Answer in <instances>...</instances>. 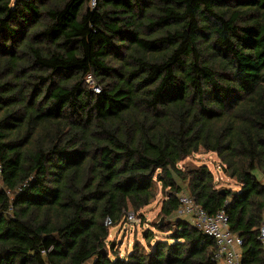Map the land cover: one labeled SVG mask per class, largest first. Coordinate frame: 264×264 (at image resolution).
I'll list each match as a JSON object with an SVG mask.
<instances>
[{
	"label": "trees",
	"instance_id": "1",
	"mask_svg": "<svg viewBox=\"0 0 264 264\" xmlns=\"http://www.w3.org/2000/svg\"><path fill=\"white\" fill-rule=\"evenodd\" d=\"M96 1L0 0V264H220L183 190L264 264V0ZM160 192L167 237L120 257L107 218Z\"/></svg>",
	"mask_w": 264,
	"mask_h": 264
},
{
	"label": "built area",
	"instance_id": "2",
	"mask_svg": "<svg viewBox=\"0 0 264 264\" xmlns=\"http://www.w3.org/2000/svg\"><path fill=\"white\" fill-rule=\"evenodd\" d=\"M97 1L92 0V7L96 6ZM92 82V79H89ZM95 92H100V88L93 87ZM2 168L0 166V172ZM1 187V186H0ZM180 209L178 213L188 218L190 223L196 228L204 231L213 237L217 242V252L215 258L220 264H242V246L243 240L237 234L232 233L229 227V217L225 210L218 211L215 215L209 214L196 199L183 190L178 194ZM126 220L129 223L139 225L142 219L133 211L126 213ZM106 225H113L112 220L107 218ZM259 240L264 249V224L259 233ZM47 264H53L48 262Z\"/></svg>",
	"mask_w": 264,
	"mask_h": 264
},
{
	"label": "rangeland",
	"instance_id": "3",
	"mask_svg": "<svg viewBox=\"0 0 264 264\" xmlns=\"http://www.w3.org/2000/svg\"><path fill=\"white\" fill-rule=\"evenodd\" d=\"M200 164H206L209 166L211 171L214 173L215 181L217 183L218 188L224 189H232V190H238L239 185L236 183V181L230 177H228L222 168L221 160L218 158L217 154L214 152H206L204 150H201L198 153H195L188 158H186L184 161H182L179 166L181 168H185L188 165H200ZM256 175L259 179H262L264 182V179L262 178V174L260 171H256ZM184 188H186L185 185H183ZM164 199V194L159 193L157 199L153 201L150 205L145 207L142 212L144 214V222L139 225L132 224V223H123L125 225V229L127 230H133V232H126V234L120 232L119 225H112L110 226V232H111V238L109 237V241L115 240L117 251L120 254V257L124 258L128 255V253L132 250L133 243L137 240L145 242L143 234L146 229L151 228L154 233V241L156 239H164L167 237L166 233H162L158 231L155 227L152 225L154 222H160L163 218V223L165 221V218L160 215L161 211V205L162 201ZM180 216V214L178 213ZM180 217H185L181 215ZM168 221V220H167ZM136 230V232H135ZM110 250V256L112 259L116 257V255L113 254L111 246H108ZM92 263V261H89L87 263ZM86 263V264H87Z\"/></svg>",
	"mask_w": 264,
	"mask_h": 264
},
{
	"label": "crops",
	"instance_id": "4",
	"mask_svg": "<svg viewBox=\"0 0 264 264\" xmlns=\"http://www.w3.org/2000/svg\"><path fill=\"white\" fill-rule=\"evenodd\" d=\"M264 179V178H263ZM183 218H185V217H183ZM185 219H188V218H185ZM119 225V227H120V232H122L123 231V233L124 234H126V232H133V230H127V229H125V225H123V224H118ZM135 232H136V230H135ZM110 238H111V235H110ZM86 264V263H85ZM87 264H92L91 262L90 263H87Z\"/></svg>",
	"mask_w": 264,
	"mask_h": 264
},
{
	"label": "water",
	"instance_id": "5",
	"mask_svg": "<svg viewBox=\"0 0 264 264\" xmlns=\"http://www.w3.org/2000/svg\"><path fill=\"white\" fill-rule=\"evenodd\" d=\"M221 192L224 193V190H221ZM159 224H160V226L163 225V218L161 219V221L159 222ZM102 251H103L104 254L107 253V250L106 249H103Z\"/></svg>",
	"mask_w": 264,
	"mask_h": 264
}]
</instances>
